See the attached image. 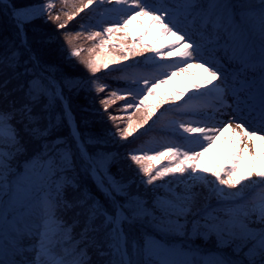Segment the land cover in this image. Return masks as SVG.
Wrapping results in <instances>:
<instances>
[{
    "label": "snow or ice",
    "instance_id": "snow-or-ice-1",
    "mask_svg": "<svg viewBox=\"0 0 264 264\" xmlns=\"http://www.w3.org/2000/svg\"><path fill=\"white\" fill-rule=\"evenodd\" d=\"M0 25V264H264V0H0Z\"/></svg>",
    "mask_w": 264,
    "mask_h": 264
},
{
    "label": "trees",
    "instance_id": "trees-1",
    "mask_svg": "<svg viewBox=\"0 0 264 264\" xmlns=\"http://www.w3.org/2000/svg\"><path fill=\"white\" fill-rule=\"evenodd\" d=\"M10 34H11L10 31H5L3 29V26L0 25V40H3L6 36H10ZM28 35L29 37L32 36L31 29H28ZM71 103L75 108L74 115H76L78 121H81V118L84 115H86V113H84L83 110L89 106V100L87 98V94L84 92H81L78 95H73L71 97ZM88 130L92 132H102L104 131V126L101 125L99 122H96L94 124L89 125ZM120 151L122 152L123 149H120Z\"/></svg>",
    "mask_w": 264,
    "mask_h": 264
},
{
    "label": "rangeland",
    "instance_id": "rangeland-1",
    "mask_svg": "<svg viewBox=\"0 0 264 264\" xmlns=\"http://www.w3.org/2000/svg\"><path fill=\"white\" fill-rule=\"evenodd\" d=\"M150 39L151 38H149V40ZM163 43H164V41H161L160 45H158V46H162ZM134 59H140V57H134ZM128 63H131V61H128ZM180 79H183V78H180ZM171 87H173V85H171V84L165 86L166 89L171 88ZM149 123H151V121H149ZM144 127L147 128L148 125H145ZM140 131H143V129H141ZM231 135H232L231 130L226 132L221 137V140L218 142L217 146L211 152L206 154V156L204 157L203 163L212 164V163L216 162L217 160L221 159L222 157L228 155V152L231 148V140H230Z\"/></svg>",
    "mask_w": 264,
    "mask_h": 264
}]
</instances>
